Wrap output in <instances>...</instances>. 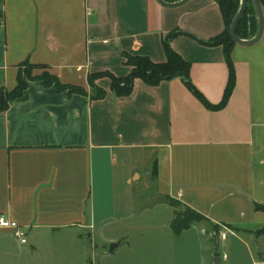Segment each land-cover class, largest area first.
Returning <instances> with one entry per match:
<instances>
[{"label":"crops","instance_id":"obj_1","mask_svg":"<svg viewBox=\"0 0 264 264\" xmlns=\"http://www.w3.org/2000/svg\"><path fill=\"white\" fill-rule=\"evenodd\" d=\"M224 27L214 0L177 8L156 0H0V88L14 89L27 62L86 92L28 82L0 113V214L27 229L25 245L0 230L5 263L133 264L140 257L132 238L140 244L152 222L167 232L160 242L169 264H188L191 255L196 264H264V235L213 236L203 223L174 235L176 209L167 204L173 199L213 225L264 226L254 209L264 206V31L256 44L232 48L234 87L222 109L205 107L180 78L154 87L136 79L122 98L101 78V100H91L87 82L101 72L128 76L123 53L164 63L162 41L177 31L171 49L216 107L229 70L222 47L200 42ZM141 180L154 182L163 200L133 201Z\"/></svg>","mask_w":264,"mask_h":264},{"label":"trees","instance_id":"obj_2","mask_svg":"<svg viewBox=\"0 0 264 264\" xmlns=\"http://www.w3.org/2000/svg\"><path fill=\"white\" fill-rule=\"evenodd\" d=\"M165 3H175L180 0H163ZM219 7L223 21L224 30L215 38L208 40L207 42H200V44L207 47H222L225 62L228 66L229 77L226 90L224 92L222 102L213 107L209 105L202 95L195 89L190 83L189 72L190 64L184 61L179 55H177L170 47L171 40L179 34L177 31L170 32L166 35L162 41V49L166 58V61L161 64H155L147 57L131 56L126 53L122 54L124 58V65L132 68L128 76L125 78H116L109 72H101L91 74L87 77L88 86L90 88L91 100H101L105 97V91L98 88L95 82L101 78H108L110 81V91L114 96L118 98L127 97L131 94L133 89L134 80H141L147 86H157L163 81H168L173 78H180L185 81V85L188 90L205 106L211 109H222L227 99L229 98L234 87V70L230 59V53L235 44L232 42L229 27L231 21L236 15L239 8V0H214ZM261 7L264 10V0H261ZM255 15L252 9L251 0H247V8L239 21L236 28V35L242 40L251 39L256 33ZM22 68V69H21ZM18 71L16 77V86L11 91H7L4 88H0V113L8 109L9 103L22 96L23 92L27 88L28 82H39L45 88L54 86L57 91L70 90L71 92L85 95L86 92L83 89L62 85L58 79L46 71L45 68L34 67L27 62H24ZM44 69L39 75H33V69ZM167 204L176 209L174 217L170 223V229L174 235H180L182 232L188 230L194 224H206L212 228L213 224L209 219L199 214L198 212L190 209L187 206L182 205V210H177V201L168 199ZM255 211L262 212L264 214V206L255 205ZM256 235H264V230L260 229Z\"/></svg>","mask_w":264,"mask_h":264},{"label":"rangeland","instance_id":"obj_3","mask_svg":"<svg viewBox=\"0 0 264 264\" xmlns=\"http://www.w3.org/2000/svg\"><path fill=\"white\" fill-rule=\"evenodd\" d=\"M131 69L132 68H130V71ZM41 70L42 69H38V68L33 69L32 74L34 76L39 75L38 73ZM43 71L44 70H42L41 72ZM131 193H132V199L133 201L135 200L136 203L143 202V201H147V203H159L160 201L163 200L162 197H159V195L157 194L155 184L154 182H151V180H147L146 182H144V180H141L133 184L131 187ZM177 210L178 211L182 210L181 204L177 205ZM147 224H148L147 228L142 229L143 231H145L146 235L145 237H143L142 239L143 241L142 242L140 241L141 242L140 244H138L135 241L134 237L132 238V251L131 252H134V254H137L140 257V258H136L133 261V264H169L166 261V258H167L166 251H163L164 244L160 242V240H163L164 242V238L167 232L164 231V229L162 228L160 229V227L156 226L152 222H147ZM203 227L207 229L213 236H218L223 233H231V232L236 231V232H240L239 234L241 236L246 237L247 233L248 234L252 233L253 235H256V233L259 232L260 229L264 230V226L257 228L254 231H246V229L236 230L234 228H231L228 226H221L219 224L213 225L212 228L208 227L207 225H203ZM138 231L139 229H136V230H133L132 233L138 234L139 233ZM161 231H164V235L163 233L161 234ZM188 248L189 247L185 246L182 253L185 254ZM216 252L217 254H219L220 251L217 249ZM2 258L3 257H0V264H7L5 263L6 260H2ZM194 259L195 257L191 255L189 257L188 264H193V262L195 261Z\"/></svg>","mask_w":264,"mask_h":264},{"label":"water","instance_id":"obj_4","mask_svg":"<svg viewBox=\"0 0 264 264\" xmlns=\"http://www.w3.org/2000/svg\"><path fill=\"white\" fill-rule=\"evenodd\" d=\"M158 4L165 8H177L184 4H186L190 0H180L175 3H165L163 0H156ZM239 8L234 16L233 20L231 21L230 27H229V34L231 37L232 42L237 46L242 47H248L256 44L260 38L262 37L263 31H264V15H263V9L261 7V0H251L252 9L255 15L256 19V33L255 35L249 39V40H242L237 37L236 35V28L241 20L246 8H247V0H239ZM116 244H110L108 246V251L112 252L114 248L116 247ZM218 259L215 260V264H218Z\"/></svg>","mask_w":264,"mask_h":264},{"label":"built area","instance_id":"obj_5","mask_svg":"<svg viewBox=\"0 0 264 264\" xmlns=\"http://www.w3.org/2000/svg\"><path fill=\"white\" fill-rule=\"evenodd\" d=\"M0 230L9 231L20 245L27 244V229L3 214H0Z\"/></svg>","mask_w":264,"mask_h":264}]
</instances>
